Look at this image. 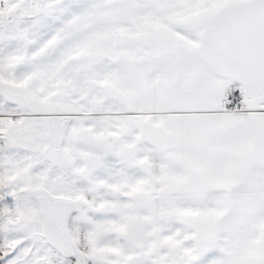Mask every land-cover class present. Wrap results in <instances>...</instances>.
<instances>
[{
	"label": "snow or ice",
	"instance_id": "1",
	"mask_svg": "<svg viewBox=\"0 0 264 264\" xmlns=\"http://www.w3.org/2000/svg\"><path fill=\"white\" fill-rule=\"evenodd\" d=\"M0 264H264V0H0Z\"/></svg>",
	"mask_w": 264,
	"mask_h": 264
}]
</instances>
